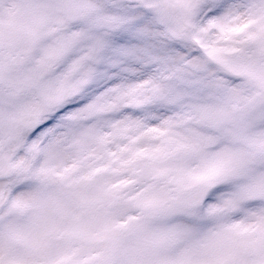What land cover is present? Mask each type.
<instances>
[{
  "label": "rangeland",
  "instance_id": "1",
  "mask_svg": "<svg viewBox=\"0 0 264 264\" xmlns=\"http://www.w3.org/2000/svg\"><path fill=\"white\" fill-rule=\"evenodd\" d=\"M0 264H264V0H0Z\"/></svg>",
  "mask_w": 264,
  "mask_h": 264
},
{
  "label": "water",
  "instance_id": "2",
  "mask_svg": "<svg viewBox=\"0 0 264 264\" xmlns=\"http://www.w3.org/2000/svg\"><path fill=\"white\" fill-rule=\"evenodd\" d=\"M22 124L27 128H33L37 124V121L34 115L24 113L22 114ZM185 155L186 154L183 153L182 157ZM208 191V184H198L182 192L178 197L177 203L180 205L199 206L203 203ZM162 213L163 209L161 207L150 206L145 209L144 218L157 219Z\"/></svg>",
  "mask_w": 264,
  "mask_h": 264
}]
</instances>
